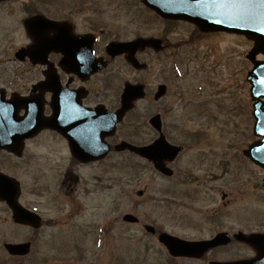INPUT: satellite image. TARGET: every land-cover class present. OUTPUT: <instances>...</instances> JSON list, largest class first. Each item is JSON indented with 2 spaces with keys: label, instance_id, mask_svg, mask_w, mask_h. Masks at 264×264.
Masks as SVG:
<instances>
[{
  "label": "rangeland",
  "instance_id": "obj_1",
  "mask_svg": "<svg viewBox=\"0 0 264 264\" xmlns=\"http://www.w3.org/2000/svg\"><path fill=\"white\" fill-rule=\"evenodd\" d=\"M97 2L105 12L103 45L112 40H132L144 32L141 14L151 21L150 33L168 44L162 59L165 75L154 81V86L158 82L169 83L167 98L160 105L154 103L153 97L152 102L147 99L139 103L135 115L139 128L142 124L147 126L138 130L143 141L149 142V118L163 110L170 141H186L188 150L171 165L175 174L170 180L158 175L145 160L128 154L107 160L104 188L101 186L99 191L92 186H88L90 193L83 190L85 179L101 171H76L84 178L76 185L81 192V208L72 214L63 206L68 190L66 185L62 188V183L66 181L65 173L74 170L64 163L56 164L43 180V197L35 199L37 192H30L33 204L56 225L43 230L31 257L19 262L6 259L2 243L23 242L30 233L15 227L10 219L0 229V262L208 264L254 258L252 248L232 241L202 260L172 259L158 241L161 232L186 241L209 240L221 232L264 234V169L242 153L256 140L250 86L246 82L247 71L251 70L246 56L253 44L242 36L201 34L184 22L166 24L140 0ZM5 8L0 7V26H8L16 38L0 41V59L3 69L11 70L16 66L11 62L12 53L25 40L17 27V17L7 15ZM177 70L183 78L176 75ZM120 77L122 88L125 81L135 79L124 65ZM195 133L199 136L196 141L191 137ZM139 191H143L142 196L137 195ZM126 214L137 217L139 223H123ZM146 226L155 228L156 234L148 233Z\"/></svg>",
  "mask_w": 264,
  "mask_h": 264
},
{
  "label": "flooded vegetation",
  "instance_id": "obj_2",
  "mask_svg": "<svg viewBox=\"0 0 264 264\" xmlns=\"http://www.w3.org/2000/svg\"><path fill=\"white\" fill-rule=\"evenodd\" d=\"M98 3L97 0H14L0 3L2 7L7 6V15L17 17V27H20V35L25 40L12 53L11 62L16 66L4 70V62L0 60V174L16 180L20 189L19 203L42 218L43 224L38 230L18 226L30 233L20 243H30L31 252L37 247L42 231L55 226L56 221L45 219L39 206L33 204L30 192H37L35 199L43 197V180L48 178L56 164L64 163L68 169L74 170L63 176L68 182V194L63 206L72 214L81 208V192L76 185L83 182L84 178L76 171H101L92 175L91 179H85L83 191L90 193L88 186L98 191L102 189L101 186L104 188L103 171L107 160L121 154L132 155L129 151L117 152V146L122 143L151 146L162 133L168 143L184 149L182 154L188 150L186 141H170V132L165 130L163 110L152 113L149 118L150 121L154 116H160L162 123L160 133L148 121L151 133L149 142L143 141L135 115L139 103L147 99L151 101L153 97L154 103L160 105L167 98L169 83L163 81L154 86V81L165 75L162 59L169 49L168 44L163 39L164 50L147 48L137 52L140 67L130 64L126 54L112 57L107 46L115 41L103 45L106 26L102 16L105 12ZM33 19L36 20L30 25L26 24ZM140 24L145 31L127 42L154 37L150 33L151 21L143 14ZM15 38L16 35L8 26H0V41L9 42ZM35 43L37 46L32 58L28 55L23 60L15 58L18 50L32 48ZM259 59L264 61V55H260ZM122 65L135 76L132 82L125 81L123 88L128 84L142 86L145 98L136 101L115 126L111 118L122 108ZM180 73L176 71L179 77L182 76ZM162 85L167 87V93L157 101L155 94ZM261 102L264 107V100ZM251 107L253 109V104ZM146 127L142 124L139 129ZM191 137H195L196 141L199 136L195 133ZM106 147L108 153L105 158L85 156L89 152L101 154ZM147 164L153 169L150 163ZM172 164L168 165L171 170ZM65 184L62 183V188ZM0 207L2 230L4 224L12 219V213L4 202H0ZM4 244L2 254L8 260L9 254L4 250ZM31 252L27 257L13 259L23 261L31 257ZM7 260H2L0 264H8Z\"/></svg>",
  "mask_w": 264,
  "mask_h": 264
},
{
  "label": "water",
  "instance_id": "obj_3",
  "mask_svg": "<svg viewBox=\"0 0 264 264\" xmlns=\"http://www.w3.org/2000/svg\"><path fill=\"white\" fill-rule=\"evenodd\" d=\"M2 1L7 0H0V2ZM142 2L166 20L189 22L205 33L226 32L244 35L254 42V48L248 56L253 64V69L247 80L251 85L250 94L254 103V133L262 140L252 145L244 154L254 163L264 168V107L261 102L264 99V62H258L255 59L257 54H264V0H142ZM32 22L34 20L27 22V24L30 25ZM36 46L37 43L30 51H21V56L24 54L31 56V51H34ZM149 46L155 50H160L162 41L159 39H138L130 43H113L108 47V51L112 56L127 53L129 62L134 66H139L135 54L137 51ZM164 94L165 87H161L156 99ZM143 97L142 87L127 86L122 97V109L115 115L113 124L123 117L132 107L134 101ZM152 123L154 127L159 129L158 119H153ZM127 148L139 156L149 159L158 171L166 175H171V172L165 168V163L172 162L182 151L181 148L167 145L162 139L150 148H138L123 144L117 149L125 150ZM107 151L108 147L101 154L97 155L89 152L85 156H99L98 158H102L107 154ZM16 188L12 180L9 179L7 182L0 176V200L9 205L16 222L35 228L39 227V217L19 205V191ZM139 195H142V193H139ZM123 221L128 223L138 222L137 218L132 215H126ZM147 231L152 234L155 233V230L150 227H147ZM235 238L240 242L251 245L256 251L257 257L247 261L211 262L210 264H264V235L246 236L239 233ZM159 241L174 258L201 259L208 251L219 246H225L231 240L228 234L223 233L210 241L187 242L163 233L159 236ZM6 247L11 254L25 255L28 252V245H6Z\"/></svg>",
  "mask_w": 264,
  "mask_h": 264
}]
</instances>
